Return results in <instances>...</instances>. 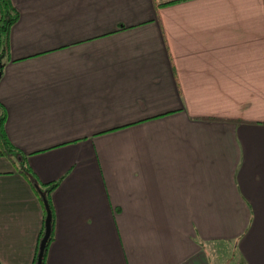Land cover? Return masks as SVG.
I'll use <instances>...</instances> for the list:
<instances>
[{"label":"crops","instance_id":"1","mask_svg":"<svg viewBox=\"0 0 264 264\" xmlns=\"http://www.w3.org/2000/svg\"><path fill=\"white\" fill-rule=\"evenodd\" d=\"M8 140L50 192L44 264H264V0H11ZM42 225L0 155V261Z\"/></svg>","mask_w":264,"mask_h":264},{"label":"trees","instance_id":"2","mask_svg":"<svg viewBox=\"0 0 264 264\" xmlns=\"http://www.w3.org/2000/svg\"><path fill=\"white\" fill-rule=\"evenodd\" d=\"M17 10L11 0H0V74L4 61L8 58V32L12 23L17 18ZM5 111L0 105V155L5 156L13 165L15 170L19 172L29 183L35 193L42 211V225L38 232L34 253L29 264H35L38 242L42 236L44 229V218L47 213L50 214V231L44 243L41 263L44 264L46 247L52 238L53 211L50 198V192L56 184V181H39L26 163L25 154L14 146L7 138L4 130ZM0 264H3L0 261Z\"/></svg>","mask_w":264,"mask_h":264},{"label":"water","instance_id":"3","mask_svg":"<svg viewBox=\"0 0 264 264\" xmlns=\"http://www.w3.org/2000/svg\"><path fill=\"white\" fill-rule=\"evenodd\" d=\"M49 220H50V214L47 213L45 218H44V229H43V233L42 236L38 242V249H37V254H36V261L35 264H40L41 263V256H42V251H43V247H44V243L49 235V231H50V224H49Z\"/></svg>","mask_w":264,"mask_h":264}]
</instances>
